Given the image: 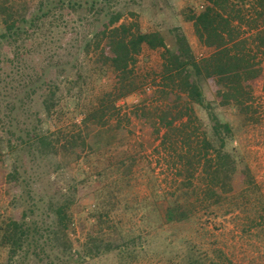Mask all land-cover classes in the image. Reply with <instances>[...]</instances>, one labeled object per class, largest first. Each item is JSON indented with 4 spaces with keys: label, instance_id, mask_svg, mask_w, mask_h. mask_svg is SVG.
Instances as JSON below:
<instances>
[{
    "label": "rangeland",
    "instance_id": "1",
    "mask_svg": "<svg viewBox=\"0 0 264 264\" xmlns=\"http://www.w3.org/2000/svg\"><path fill=\"white\" fill-rule=\"evenodd\" d=\"M27 1L33 9L43 0ZM127 2L126 8L124 2L118 7L124 11L122 23L136 22L142 33L159 32L171 47L173 33L180 30L197 60L213 52L200 42L188 18L204 10L203 0ZM71 19L73 29L54 27L50 18L29 38H0V233L9 219L27 222L33 245L32 256L22 254L12 264H187L195 253L192 247L220 264H264V76L244 82L252 93L240 107L222 105L211 86L201 83L210 108L193 107L203 132L218 147L210 114L230 125L228 148L241 167L251 170L255 184L243 185L239 172L233 177L234 191L219 203L198 201L199 190L178 193L176 188L185 191L178 186L187 174L176 171V158L161 146L166 132L161 116L177 114L186 103L161 94L163 51L144 45L134 64L143 85L125 98H111L114 108L105 117L101 110L93 115L97 104L107 106L116 80L112 71L101 74V64L83 49V39L99 23L83 10ZM3 30L0 18V36ZM257 58L264 64L261 55ZM78 65L81 74L75 78ZM42 66L43 78L61 75L59 66L65 70L60 78H69L58 82L60 102L47 115L41 106L45 88L36 79ZM80 128L87 149L78 155L77 148L63 144ZM35 133L50 136L54 148L43 150L31 139ZM9 141L18 148L8 151ZM13 168L18 186L10 189L3 182ZM195 186L203 187L199 178ZM175 189L191 217L163 225L161 214L173 202ZM6 257L0 251V264H10Z\"/></svg>",
    "mask_w": 264,
    "mask_h": 264
},
{
    "label": "trees",
    "instance_id": "2",
    "mask_svg": "<svg viewBox=\"0 0 264 264\" xmlns=\"http://www.w3.org/2000/svg\"><path fill=\"white\" fill-rule=\"evenodd\" d=\"M127 1L129 0H43L32 9L27 0H0V18L4 26L0 38L15 42L24 37L29 38L31 34L36 35L42 30L43 23L50 18L52 25H56L54 27L73 29L72 23L75 19H71L72 15L79 14L81 10L85 11L87 17L91 16L92 21L99 23L94 29L89 30L83 39L86 56L101 64V74L107 75L112 71L116 80L113 92L107 96L110 98L107 106L102 102L93 108V115L101 110L104 117L114 108L113 100L125 98L143 85L138 81L134 70L136 57L142 52L143 46L146 45L153 50L161 49L163 51L161 94L175 96L176 99H183L186 102L177 114L169 112L167 116H161V125L166 127L161 146L166 153L176 158L177 162L174 164L176 171L180 175L184 171L187 174L178 186L185 191L176 188L179 190L178 193L182 191L185 196L199 190L201 199L197 198L198 201L215 205L220 202L222 195L234 191L233 177L237 173L240 172L245 179L243 185L253 186L255 180L251 170L248 167H241L238 157L228 148V143L232 142V127L222 124L216 116L210 114L218 142V147H215L203 132L201 120L193 105L210 108V105L206 104L201 87L203 82L211 86L222 105L245 106L251 99V88L244 85V82L264 76V64L256 62L257 54L264 58V0H203L204 10L199 14L193 11L188 16L194 23L200 42L213 50L202 60H197L188 38L180 30L172 32L174 45L171 47L166 37L159 32L142 33L136 22L122 23L124 11L118 7L124 2L126 8ZM130 15L135 16L133 13ZM20 56H23V53L19 54ZM44 69L45 66L39 68L36 79L43 82L42 88H45L41 96V106L47 115L59 105L58 82H66L69 78L65 76L60 78L65 71L60 66L59 69L62 70L58 75L62 74L56 76L54 80L43 78L41 73ZM75 70V78H78L81 74L80 66L78 65ZM22 104L25 105V102L22 101ZM184 117L187 118L186 122L175 124L176 120H182ZM200 131L202 134H199ZM49 137L35 133L31 139L44 150L54 148V141ZM64 139L63 147L69 145L71 148H77L78 155L87 149L81 128L77 132H71ZM1 144L0 138V156ZM7 146L8 151L18 148L13 141H9ZM17 175V169L13 168V172L3 182L4 185L10 189L17 187ZM197 178L203 187L195 186ZM176 189L175 194H172L175 197L173 202L168 201L164 214H161L163 225L181 223L191 217L189 210L181 206L179 198L181 194L177 196ZM31 238L27 222L21 223L16 219L5 222L0 233V251L6 252L7 263L12 264L22 254L27 258L32 256ZM175 245L184 246L180 241L175 242ZM189 251L195 253L192 252L194 256L189 257L187 264H220L208 257H201L193 247ZM220 255L222 260L224 254L220 252Z\"/></svg>",
    "mask_w": 264,
    "mask_h": 264
}]
</instances>
